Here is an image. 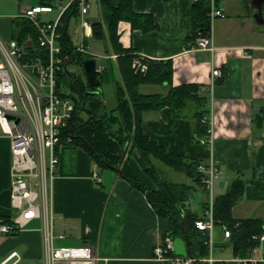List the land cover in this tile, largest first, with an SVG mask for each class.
<instances>
[{"label":"crops","instance_id":"obj_1","mask_svg":"<svg viewBox=\"0 0 264 264\" xmlns=\"http://www.w3.org/2000/svg\"><path fill=\"white\" fill-rule=\"evenodd\" d=\"M107 1L113 5L118 3V0ZM32 2L0 0V36L4 40L13 38L14 19L22 18L23 9ZM88 2L85 18L90 23L101 20L100 0ZM132 4L135 12L151 14L157 28L143 32L132 28L128 21L120 20L117 33L122 48L151 60H170L173 85H208V117H212V140L207 143L192 142L190 120L172 117L168 107L143 113V133L165 145L168 152L217 166L220 174L213 182V198L223 194L235 178L243 179V194L232 207V216L237 220L259 218L264 227V5L263 21H259L253 17L256 8L250 0H217L224 16L210 21L214 47L210 52L197 48L196 39L190 38L193 0H133ZM72 20L80 22V16L69 18L59 30L68 34L71 46L84 42L97 64H114L116 55L115 58L108 55L102 41L90 36L84 38L83 29L77 43L73 42L69 32ZM89 40L93 43L92 49L88 47ZM213 68H219L222 76L211 84ZM118 79L119 73L113 67L104 82L113 80L114 83ZM140 91L151 93L163 89L158 85H141ZM9 143L8 136L0 133V221L15 214L10 199ZM57 156L51 209L54 233L64 235L57 243L92 246L97 258L95 264H166L153 257V248L163 238L167 219L158 216L145 192L115 169L99 168L79 145L62 144ZM127 165L149 190L155 189L143 172L145 162L136 150L131 152ZM93 173L98 175L99 181ZM180 174V183H191L186 175ZM200 193L202 202L206 196ZM190 198L187 206L201 213V202L193 205ZM39 228L40 222L32 220L14 235L0 232V263L12 251H17L22 264H38L43 250ZM211 242L209 257L212 260L204 258L201 264H212L216 260H236L240 264L233 256L222 226L214 225ZM249 259L252 264H264V242L252 250Z\"/></svg>","mask_w":264,"mask_h":264},{"label":"trees","instance_id":"obj_2","mask_svg":"<svg viewBox=\"0 0 264 264\" xmlns=\"http://www.w3.org/2000/svg\"><path fill=\"white\" fill-rule=\"evenodd\" d=\"M67 0H39L42 5L65 3ZM133 0H118L116 5L107 0H100L102 19L91 21L90 37L106 44L108 55L115 54L114 64H108L101 69L103 79L113 67L119 73V79L114 81L115 106L106 108L99 88L87 85L82 63L91 54L74 51L69 36L64 31L60 33L59 43L63 52L70 55L62 68L56 73L57 90L62 95L73 100L74 111L68 126L61 131V141L70 135L71 141L83 147L99 168H113L119 175L133 186L146 193L147 200L158 216L167 219V229L163 233L171 238L188 236L190 255L196 264L210 255L207 238L195 228V220L204 218L208 206V191L201 181L202 173L198 166L204 163L201 159L187 158L168 152L165 145H160L154 139L145 135L141 128L143 113L168 107L172 117H186L190 120V139L192 142H205L208 138V97L209 86L197 83L173 85V68L170 60L147 61L145 71H135L131 62L135 55L131 49L122 48L119 43L117 24L126 20L132 28L143 32L157 28L149 13H138L133 10ZM79 2L74 0L66 7L60 16L64 27L65 21L71 17H79ZM209 4L207 0L194 2L191 12V36L193 40L200 35H207L210 29L208 17ZM27 36L32 38L31 47L36 48V29L30 20L22 17L14 19L12 37L23 42ZM33 53L35 50H31ZM69 63L77 64V71L68 69ZM141 85H158L163 89L159 92H141ZM84 101V105H83ZM84 108L89 109L85 112ZM84 113V115L82 114ZM95 114L93 118L90 116ZM65 144V143H64ZM56 153L58 147H56ZM136 150L146 163L144 174L154 183L155 189L149 190L129 169L127 162L122 161L124 153ZM159 161L174 171L183 173L191 183L172 182L163 178L155 165ZM245 181L235 178L227 190L214 198V225L225 226L229 230V241L235 259H249L252 250L259 245L253 236L264 233L262 220L247 218L237 220L232 216V207L242 197ZM192 191H201L206 199L202 200V212L197 213L187 206L186 202ZM9 219H5L8 221ZM201 238V241L198 238ZM174 255L173 252L170 253ZM212 264H238L236 260H216ZM240 264H252L250 261ZM256 264V263H254Z\"/></svg>","mask_w":264,"mask_h":264},{"label":"built area","instance_id":"obj_3","mask_svg":"<svg viewBox=\"0 0 264 264\" xmlns=\"http://www.w3.org/2000/svg\"><path fill=\"white\" fill-rule=\"evenodd\" d=\"M74 0L54 5H30L23 9L22 17L31 21L36 29V48L31 47L32 38L27 36L23 42L15 38L4 40L0 36V133L9 138L10 167V199L15 214L8 221H0V232L14 235L23 230L32 220L40 222L42 234V254L38 264H95L96 256L90 245H57V239L63 234L54 233L53 214L51 209L52 180L54 168L58 163L56 147L71 141V136L61 141V131L68 126L74 111L71 98L57 90L56 73L65 68L70 55L63 52L59 43V27L62 25L60 16ZM194 2L198 0H193ZM208 17L212 21L223 17V10L217 0H207ZM79 16L84 38L91 35V24L85 19L89 9L88 0H78ZM58 11L52 20L43 18V14ZM196 47L214 51L211 30L207 35H200L195 40ZM35 50L33 53L31 50ZM74 51L87 53L84 42L74 47ZM115 58L114 54H111ZM149 58L136 53L131 66L135 71L143 72L147 68ZM101 70L102 65L97 64ZM219 68L211 70V84L220 78ZM208 138L212 140V117H208ZM203 142V141H201ZM198 170L202 173L201 181L208 191V206L204 218L195 220V228L206 238L211 251V232L214 227L212 186L219 176L217 166L201 164ZM93 177L99 181L96 173ZM225 237L229 230L222 226ZM259 244L264 242V233L254 235ZM173 238L165 236L153 248V257L165 262L195 261L171 255ZM17 251H12L0 264H22ZM209 260L212 259L209 257ZM241 262L250 259H239Z\"/></svg>","mask_w":264,"mask_h":264},{"label":"rangeland","instance_id":"obj_4","mask_svg":"<svg viewBox=\"0 0 264 264\" xmlns=\"http://www.w3.org/2000/svg\"><path fill=\"white\" fill-rule=\"evenodd\" d=\"M38 3H39L38 0H33V2L30 5H37ZM57 13H58V11L56 9H54V11L51 12V13H45V14H43V18L44 19H47V20L48 19L50 20L53 17H55ZM81 29L82 28H81L80 22H78V21L76 22L75 20H72V22L69 25V32L71 34V38H72V40H73L74 43H77V40L79 38V35H81V34H79L80 31H81ZM91 42H92L91 40H89V42H88V47L90 49L93 48V43H91ZM99 48L102 50L103 49V46H101V44H100V47ZM68 69L70 71H77L79 69V67H77V64H75V63H69L68 64ZM101 89H102V95H101V97H102L104 103L106 104V108L107 109L113 108L115 106V90H114L113 80L103 82L101 84ZM82 114L84 115V113H82ZM131 152L132 151L127 150L124 153L123 157H122V161L128 162V158L131 155ZM155 165L161 171V176L162 177H165V178L167 177V178H169L173 182H180L181 181V180H179L180 179V176H182L180 173H178V172L174 171L173 169H171V168L163 165L159 161H156L155 162ZM145 167H146V163H145ZM103 170H104V168H103ZM196 192H197V194H196ZM200 196H201L200 191H192L191 192V196H190L191 197L190 200H191L192 204L193 203H197L198 205H200V202H201L200 201L201 200L200 199ZM57 245H68L69 246V245H73V244L72 243H64V242L62 243V242H58Z\"/></svg>","mask_w":264,"mask_h":264},{"label":"water","instance_id":"obj_5","mask_svg":"<svg viewBox=\"0 0 264 264\" xmlns=\"http://www.w3.org/2000/svg\"><path fill=\"white\" fill-rule=\"evenodd\" d=\"M250 4L256 8V12L254 13L253 17L258 19L259 21H263L262 8L264 5V0H250ZM85 20L89 22L88 18H86ZM82 66L88 87L99 88L100 85L104 82V79L101 70L97 68L96 59L93 57H88L83 61ZM68 73H72L73 76L76 75L72 71H68ZM83 105H84V101H83ZM84 111L89 112V109L84 108ZM94 116L95 114L92 113L90 117L93 118ZM188 240H189L188 236H184V238L179 236L173 238L172 250L175 256L192 258L189 252L190 247L188 244ZM198 240L201 241V238L199 237ZM166 264H196V263L194 261H188L185 263L168 261L166 262Z\"/></svg>","mask_w":264,"mask_h":264}]
</instances>
